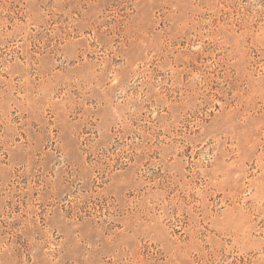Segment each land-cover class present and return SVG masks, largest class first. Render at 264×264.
I'll list each match as a JSON object with an SVG mask.
<instances>
[{"label":"rangeland","instance_id":"rangeland-1","mask_svg":"<svg viewBox=\"0 0 264 264\" xmlns=\"http://www.w3.org/2000/svg\"><path fill=\"white\" fill-rule=\"evenodd\" d=\"M0 264H264V0H0Z\"/></svg>","mask_w":264,"mask_h":264}]
</instances>
